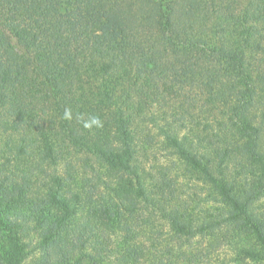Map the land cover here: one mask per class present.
Returning a JSON list of instances; mask_svg holds the SVG:
<instances>
[{
    "label": "trees",
    "instance_id": "1",
    "mask_svg": "<svg viewBox=\"0 0 264 264\" xmlns=\"http://www.w3.org/2000/svg\"><path fill=\"white\" fill-rule=\"evenodd\" d=\"M260 88L264 89V0H0L4 264H22L28 256L11 219L16 213L13 191L37 162L46 177L45 163L70 157L68 146L121 172H132L138 179L134 198L151 200L140 180L141 164L132 165L138 149L154 143L151 124L168 147L217 189L230 208L228 220L240 222L264 250V222L254 210L264 197L262 126L254 111L264 97L258 94ZM193 92L197 98L191 97ZM168 102L187 104L196 112L192 127L202 130L199 142L184 144L166 117L156 120L152 110H162ZM200 111L207 115L204 121ZM112 134L119 148L112 147ZM200 147L205 149L201 155L196 153ZM231 167L236 168L233 180L228 178ZM235 178L237 183L240 178L237 186ZM113 193L127 198L124 181ZM54 200L66 213L88 204L86 198L72 206L66 198ZM161 205L159 200L156 207ZM134 210L126 209L124 218ZM45 212L39 211L42 228L48 229L45 241L59 248V256L70 257L73 251H62L68 238L60 235L58 225L48 227ZM116 216L120 219L121 213ZM173 226L184 232L179 222ZM129 249L119 261L140 264L142 257L130 256L137 247ZM153 264L162 263L155 259Z\"/></svg>",
    "mask_w": 264,
    "mask_h": 264
},
{
    "label": "rangeland",
    "instance_id": "2",
    "mask_svg": "<svg viewBox=\"0 0 264 264\" xmlns=\"http://www.w3.org/2000/svg\"><path fill=\"white\" fill-rule=\"evenodd\" d=\"M258 94L264 95V89L260 88ZM191 97L197 98L194 92ZM256 105L255 115L262 126L260 151L264 152V97ZM152 113L159 122L166 117L174 125L172 131L178 133L184 144L199 142L198 132L202 130L192 127V116L197 119L198 115L187 104L168 102L167 107L162 110L157 107ZM148 117H151L150 113ZM206 117L200 111L199 118L204 121ZM149 127L155 135L154 143L138 149L132 162V165L138 163L139 166L140 163L142 166L143 172L139 175L146 195L151 197L148 201L134 198L138 179L132 172H121L73 146L66 148V157L70 156L67 159L45 163L46 177L41 173V163L33 165V176L19 181L11 201L16 212L12 213L11 219L16 223L20 241L26 245L28 253L22 264H67L70 260L71 264H123L120 257H126L133 245L138 250L130 252V256L142 257L140 264H153L155 259L162 264H264L260 260L264 250L254 234L240 226L237 220H228L230 208L222 202L217 189L168 147L155 125ZM116 140L112 134L110 143L119 148L120 143ZM198 150L197 154L205 152L201 147ZM235 170L229 169V180H233ZM122 181L128 193L125 200L113 193ZM237 181L235 178L236 186L241 183L240 178L239 183ZM158 185H161L160 192ZM54 196L70 200L69 206L80 204L83 198L88 204L66 213L55 203ZM159 200L162 205L156 207ZM121 201L123 205H120ZM37 209L46 211L48 227L58 225L60 235L68 238L62 251H73L70 257L59 256V248L51 240L45 241L48 229L42 228V215ZM126 209L136 212H128L124 218ZM254 210L260 223L261 220L264 222V197L254 204ZM95 211H98L97 216ZM116 213H121L120 219ZM224 218L226 221L221 222ZM175 221L184 232L173 226ZM0 264H4L1 258Z\"/></svg>",
    "mask_w": 264,
    "mask_h": 264
},
{
    "label": "clouds",
    "instance_id": "3",
    "mask_svg": "<svg viewBox=\"0 0 264 264\" xmlns=\"http://www.w3.org/2000/svg\"><path fill=\"white\" fill-rule=\"evenodd\" d=\"M66 118H70V112H66ZM87 126V125H86Z\"/></svg>",
    "mask_w": 264,
    "mask_h": 264
}]
</instances>
